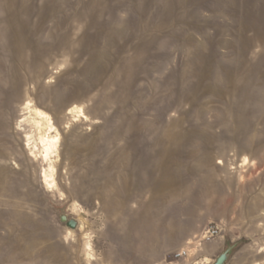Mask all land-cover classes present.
Masks as SVG:
<instances>
[{
  "label": "rangeland",
  "instance_id": "obj_1",
  "mask_svg": "<svg viewBox=\"0 0 264 264\" xmlns=\"http://www.w3.org/2000/svg\"><path fill=\"white\" fill-rule=\"evenodd\" d=\"M228 248L264 264V0H0V264Z\"/></svg>",
  "mask_w": 264,
  "mask_h": 264
},
{
  "label": "built area",
  "instance_id": "obj_2",
  "mask_svg": "<svg viewBox=\"0 0 264 264\" xmlns=\"http://www.w3.org/2000/svg\"><path fill=\"white\" fill-rule=\"evenodd\" d=\"M220 228L217 225H212L208 228H206L200 238L197 239V245H201L202 243L211 242L215 238H217L220 235ZM191 254V249L189 247L183 248L180 251L176 253V259H183L185 257H188Z\"/></svg>",
  "mask_w": 264,
  "mask_h": 264
},
{
  "label": "water",
  "instance_id": "obj_3",
  "mask_svg": "<svg viewBox=\"0 0 264 264\" xmlns=\"http://www.w3.org/2000/svg\"><path fill=\"white\" fill-rule=\"evenodd\" d=\"M61 221L67 223V226L70 227L71 229H75L78 225L77 221L74 219H68L67 215H62L61 216ZM231 251V248H228L225 252H223L216 262L214 264H225V262L228 259L229 252Z\"/></svg>",
  "mask_w": 264,
  "mask_h": 264
},
{
  "label": "bare ground",
  "instance_id": "obj_4",
  "mask_svg": "<svg viewBox=\"0 0 264 264\" xmlns=\"http://www.w3.org/2000/svg\"><path fill=\"white\" fill-rule=\"evenodd\" d=\"M37 115H38L39 117H41V118H44V119L48 122V124H49L50 126L52 125V120H51V118L44 117V115H43L42 113H40V112H38ZM38 124L40 125V122H39ZM51 127H53V126H51ZM51 130H52V128H51ZM42 141H43V145L45 146V150H46V152H47V154H48V153H50V151H51L54 147H56L57 142H58V138H57V137H51V138H47V139H42ZM25 195H26V194H25Z\"/></svg>",
  "mask_w": 264,
  "mask_h": 264
}]
</instances>
